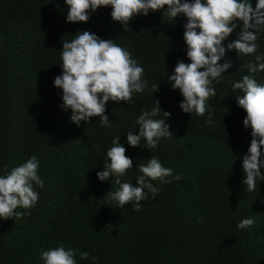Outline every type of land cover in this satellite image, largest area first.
<instances>
[{"label": "trees", "instance_id": "16d2710c", "mask_svg": "<svg viewBox=\"0 0 264 264\" xmlns=\"http://www.w3.org/2000/svg\"><path fill=\"white\" fill-rule=\"evenodd\" d=\"M111 10L102 6L87 23H73L66 22L65 0H0V175L3 164L10 171L36 155L44 180L43 188L34 185L39 200L31 215L0 218V264H44L41 252L60 245L78 250L77 264H93L91 257L81 259V251L99 257L95 264H264V180L253 192L242 184L251 129L243 126L246 112L233 101L231 83L213 82L211 125L207 113H184L183 96L167 76L178 60L190 63L186 17L171 20L163 10L150 11L131 20L126 31ZM80 30L113 39L145 70L149 87L133 94L134 103L106 104L111 127L101 126L99 116L79 126L71 122V109L61 107L62 89L53 83L62 73V41ZM258 44L264 52V32ZM154 83L159 91L152 93ZM153 98L162 109L155 119H165L173 135L155 149L132 147L127 131L138 133L136 119L154 107ZM117 135L133 158L122 183L136 186V166L151 156L173 169L170 184L152 181L160 191L154 199L149 193L139 212L109 202L107 192L119 188L115 175L105 181L96 175ZM248 217L256 224L238 229Z\"/></svg>", "mask_w": 264, "mask_h": 264}, {"label": "clouds", "instance_id": "9594fccd", "mask_svg": "<svg viewBox=\"0 0 264 264\" xmlns=\"http://www.w3.org/2000/svg\"><path fill=\"white\" fill-rule=\"evenodd\" d=\"M65 4L66 22L73 23H87L100 7L111 6L112 20L126 31L131 20L148 16L150 11L163 10V15L171 20L181 15L186 17L183 38L190 63L178 60L167 80L183 96L179 104L182 111L198 117L207 113L209 125L213 123L214 112L207 101L216 96L213 82H221L222 86L231 83L233 101L237 100L238 107L246 112L243 126L251 129L250 146L242 160V184L247 186V192L257 190L258 181L264 180V74L255 78V74L264 72V52L258 44L259 34L264 32V0H65ZM78 32L71 41H62V73L53 81L55 87L62 89L61 107L71 109L70 120L77 126L81 121L90 123L92 117L99 116L101 126L111 127L106 104L109 101L134 103L133 94L143 93L149 87L144 79L145 70L113 39H102L89 30ZM149 90L158 92L159 84H152ZM161 112L159 99H154V107L142 111L136 119L138 133H135L137 128L127 131L130 146L155 149L160 139L173 135L165 119H155ZM163 116L169 118L171 113L163 111ZM120 139V135L113 137L104 170L96 175L100 181L115 175L119 188L107 192L109 202L116 203L120 209L131 204L132 210L139 212L144 206L141 201H147L149 193L154 199L160 191L152 181L170 184L172 180L168 178L173 176V169L164 167L158 157L151 156L146 164H137L141 175L136 177V186L122 183L120 178L133 168V158L126 155ZM39 167L36 155L10 171L7 164L2 165L5 175H0V218L31 215L28 210L39 200L34 185L44 187ZM174 179L180 180L181 175L177 173ZM21 208L25 211H18ZM255 224V219L248 217L237 228H251ZM77 251L60 245L42 251L40 259L44 264H77ZM79 255L85 260L91 257L93 264L99 259L88 251H81Z\"/></svg>", "mask_w": 264, "mask_h": 264}, {"label": "rangeland", "instance_id": "374dc122", "mask_svg": "<svg viewBox=\"0 0 264 264\" xmlns=\"http://www.w3.org/2000/svg\"><path fill=\"white\" fill-rule=\"evenodd\" d=\"M259 76H260V74H256V75H255V78H257V77H259Z\"/></svg>", "mask_w": 264, "mask_h": 264}]
</instances>
